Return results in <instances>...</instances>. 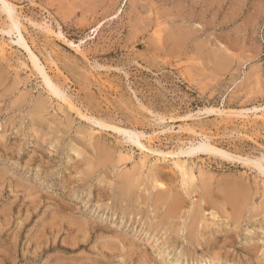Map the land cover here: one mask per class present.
Returning a JSON list of instances; mask_svg holds the SVG:
<instances>
[{
  "label": "rangeland",
  "instance_id": "374dc122",
  "mask_svg": "<svg viewBox=\"0 0 264 264\" xmlns=\"http://www.w3.org/2000/svg\"><path fill=\"white\" fill-rule=\"evenodd\" d=\"M259 166L264 0H0V264H264Z\"/></svg>",
  "mask_w": 264,
  "mask_h": 264
},
{
  "label": "bare ground",
  "instance_id": "6f19581e",
  "mask_svg": "<svg viewBox=\"0 0 264 264\" xmlns=\"http://www.w3.org/2000/svg\"><path fill=\"white\" fill-rule=\"evenodd\" d=\"M3 2V4H4V6L3 7H9V4L7 3V2H5V1H2ZM2 4V5H3ZM12 16V15H11ZM8 19V18H7ZM9 19H10V22H11V25H13V24H16L15 22V20H16V18L13 20L12 19V17H9ZM12 27V26H11ZM14 29V28H13ZM8 32L10 33V31L8 30ZM22 43V42H21ZM22 47H25L24 46V44H20ZM27 47V46H26ZM26 51H27V48H26ZM30 51V50H29ZM31 54V53H30ZM32 57H33V55H32ZM36 60H37V58H36ZM32 64H33V66L35 67V69L38 67L37 66V64H36V61H34V60H32ZM38 69V68H37ZM47 76H44V81H46V82H44L45 84H47V86L48 87H52V85H51V82L49 83V81L47 80V78H46ZM50 92V91H49ZM59 92V91H58ZM53 93V92H52ZM56 95V94H55ZM59 99H61V98H59ZM63 100H64V102H68L67 100H65V98H62ZM70 102V101H69ZM70 105V104H69ZM71 106V105H70ZM99 123V122H98ZM99 125H100V123H99ZM103 126H105V125H103L102 124V127ZM105 127H108V126H105ZM117 129V128H116ZM118 131V130H117ZM127 134V133H126ZM135 143H137V142H135ZM138 144V143H137ZM139 145V144H138ZM142 147V146H141ZM208 147V146H207ZM199 148H201V147H199ZM198 148V149H199ZM206 149V151L208 152V153H218L217 152V149H215V148H213V147H208V148H205ZM203 150V149H202ZM99 152V151H98ZM189 153V152H188ZM107 156L108 155H106L103 151L99 154V157H98V160H99V158H100V161H103V160H107ZM109 160V159H108ZM106 162H108V161H106ZM101 163V162H100ZM102 163H104V161L102 162ZM261 166H259L258 167V169L260 168ZM260 171L262 172V173H264L263 171H264V168L263 169H261L260 168ZM183 173V172H182ZM192 174V173H191ZM125 175V174H124ZM183 175H185V176H187V172H185ZM127 177H129V178H131L130 177V175L128 176L127 175ZM126 177V183H125V185H126V188H128L130 185H131V183H133L135 180L134 179H136V178H132V180H134L133 182H131V180H130V182H128V178ZM133 177V176H132ZM125 178V177H124ZM155 178V177H154ZM191 180H193V175H190V177H189ZM136 181H137V179H136ZM158 181V180H157ZM156 180L155 181H153L154 183L156 182V184H154L153 185V188H158V187H163V184H162V182L161 183H158ZM160 181V180H159ZM152 183V182H151ZM158 183V184H157ZM134 184V183H133ZM207 184V183H206ZM124 185V186H125ZM157 185V186H156ZM211 185V184H210ZM209 185V186H210ZM207 186V185H206ZM209 186H208V188H209ZM131 187V186H130ZM129 187V188H130ZM204 187H205V185H204ZM125 188V187H124ZM125 188V189H126ZM208 188H206L205 189V192H204V199H205V201L207 202V203H215L216 204V200L214 201V199H213V197L215 196L216 198H218L217 197V195L215 194L214 195V193H212L211 192V190H209ZM218 188V187H217ZM216 188V189H217ZM124 189V190H125ZM131 189V188H130ZM161 189V188H160ZM204 189V188H203ZM164 190H166V192H167V190H168V187L167 188H164ZM170 190V189H169ZM218 192H217V194H218V196L220 197V201L221 202H218V204H216V207L217 206H219V207H223V208H225V207H230L231 209H232V216H230L231 217V219H232V217L234 218H236V219H238L239 217H241V215L243 214V211H244V209H245V207H246V204H247V202H248V198H249V191H248V189H247V187H245L243 184H239V183H236V182H231V181H223L222 182V184H221V187H219L218 189ZM128 191V190H127ZM204 191V190H203ZM124 193H125V191H124ZM168 193V192H167ZM167 193H165V191L164 192H162V193H160L159 195H158V197H157V201H160L161 202V200H165V196H166V199H167V195L169 194V197H168V199H170L169 201H168V203L169 204H167L168 206H167V216H169V217H171V218H173V217H175L176 215H178L179 214V212H180V210L181 209H183L182 207L184 206V203L182 202V200H181V196H180V198L178 197V196H176L175 194L174 195H171V192L169 191V193L167 194ZM164 196V197H163ZM172 196H174V197H172ZM214 197V198H215ZM167 199V200H168ZM201 199V201H202V198H200ZM218 200V199H217ZM184 201V200H183ZM167 202V201H166ZM205 204V203H204ZM200 205V204H199ZM202 205V204H201ZM212 205V204H211ZM213 206H215V205H213ZM202 207V206H201ZM217 211H218V209H217ZM196 212H197V210H196ZM201 212V211H200ZM224 212V211H223ZM193 214V213H192ZM196 214V213H195ZM194 214V215H195ZM199 214V213H198ZM229 215V214H228ZM190 217V216H189ZM235 219V220H236ZM197 221V220H196Z\"/></svg>",
  "mask_w": 264,
  "mask_h": 264
}]
</instances>
